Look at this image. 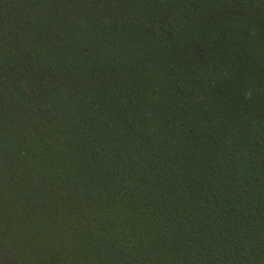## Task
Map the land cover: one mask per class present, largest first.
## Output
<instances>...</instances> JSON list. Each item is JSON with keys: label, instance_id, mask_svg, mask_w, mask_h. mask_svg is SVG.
<instances>
[{"label": "trees", "instance_id": "1", "mask_svg": "<svg viewBox=\"0 0 264 264\" xmlns=\"http://www.w3.org/2000/svg\"><path fill=\"white\" fill-rule=\"evenodd\" d=\"M0 264H264V0H0Z\"/></svg>", "mask_w": 264, "mask_h": 264}]
</instances>
